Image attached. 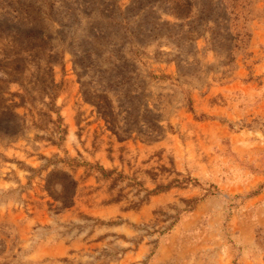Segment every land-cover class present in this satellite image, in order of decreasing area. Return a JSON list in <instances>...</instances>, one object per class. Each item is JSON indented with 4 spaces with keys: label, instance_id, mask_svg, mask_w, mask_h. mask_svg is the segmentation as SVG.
Returning a JSON list of instances; mask_svg holds the SVG:
<instances>
[{
    "label": "rangeland",
    "instance_id": "374dc122",
    "mask_svg": "<svg viewBox=\"0 0 264 264\" xmlns=\"http://www.w3.org/2000/svg\"><path fill=\"white\" fill-rule=\"evenodd\" d=\"M0 264H264V0H0Z\"/></svg>",
    "mask_w": 264,
    "mask_h": 264
}]
</instances>
